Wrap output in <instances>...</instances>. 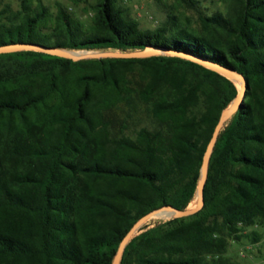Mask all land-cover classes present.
Returning <instances> with one entry per match:
<instances>
[{"label": "trees", "instance_id": "obj_1", "mask_svg": "<svg viewBox=\"0 0 264 264\" xmlns=\"http://www.w3.org/2000/svg\"><path fill=\"white\" fill-rule=\"evenodd\" d=\"M223 1L225 12L207 15L196 0H176L173 10H197V29L173 12L141 29L119 0H97L88 25L60 3L52 14L43 0L0 10V47L151 46L247 82L210 156L203 208L144 224L120 264H239L225 258L231 242L262 238L264 0ZM238 88L176 56L74 62L36 51L0 54V264H112L138 219L192 202L206 146ZM140 107L151 125L129 135Z\"/></svg>", "mask_w": 264, "mask_h": 264}, {"label": "rangeland", "instance_id": "obj_2", "mask_svg": "<svg viewBox=\"0 0 264 264\" xmlns=\"http://www.w3.org/2000/svg\"><path fill=\"white\" fill-rule=\"evenodd\" d=\"M131 17L138 21L141 29H154L166 19V14L173 12L178 18L179 22L190 29L199 28L198 13L193 8H188L186 5H181L175 10L176 0H119ZM199 2V10L207 15L215 12H225V2L223 0H196ZM97 0H43V3L48 7L49 11L54 14L56 11V4L64 5L69 12L78 17L83 23L88 25L92 16L91 7L96 4ZM5 5H9L13 10H18L20 6L19 0H0V10ZM77 51V50H70ZM113 50H95L87 52H102ZM118 113L123 111V108L118 110ZM151 120L147 116L142 107L138 108L137 113L131 115L128 121L126 130L127 134L131 135L138 128L143 126H150ZM196 205V198L188 205L192 208ZM157 218V219H156ZM170 216L159 215L150 221L149 225L165 222L170 220ZM262 234L260 242L251 244L246 240L242 242H231L230 247L225 255V258L236 261L239 264H264V226L256 229Z\"/></svg>", "mask_w": 264, "mask_h": 264}, {"label": "water", "instance_id": "obj_3", "mask_svg": "<svg viewBox=\"0 0 264 264\" xmlns=\"http://www.w3.org/2000/svg\"><path fill=\"white\" fill-rule=\"evenodd\" d=\"M19 51H36L45 53L48 55L65 58L72 60L74 62L81 61V60H89V59H104V58H116V59H143V58H149L153 56H160V55H167V56H176L180 57L182 59L194 62L196 64H199L211 71H214L218 74L223 75L227 79L231 80L232 82H240L241 86L238 88V93L235 96V98L231 101L229 106L224 109L221 112L220 118L218 120V123L216 124L212 136L206 146V149L204 151L200 172H199V179L195 191V198H196V205L192 209H188L186 207L185 209H177L174 208L171 205L163 206L161 208L155 209L148 214L144 215L140 219H138L134 225L131 227V229L128 231V233L125 235L121 243L119 244V247L117 249V252L113 258L112 264H120L121 257L123 254V251L126 247V245L131 241V239L139 234L141 232V226L145 222V220L152 214L159 212V211H168L172 213L171 219H181L186 218L189 216H192L199 212L204 205V197H203V189L204 185L207 179L208 174V165L210 156L213 152L214 146L216 144V141L218 139V136L220 134V131L223 129L225 124L231 119V117L237 112V110L240 108L245 92L247 90V82L243 75L240 73L227 69L221 65L215 64L210 61L202 60L194 56H190L184 53L179 52H173V51H167L163 50L157 47H151L147 46L142 50H136V51H102V52H87L86 54H73L72 51L66 50V49H60L55 47H48L38 44H11V45H5L0 47V54H6V53H14ZM138 231V232H137ZM137 232V233H136Z\"/></svg>", "mask_w": 264, "mask_h": 264}, {"label": "bare ground", "instance_id": "obj_4", "mask_svg": "<svg viewBox=\"0 0 264 264\" xmlns=\"http://www.w3.org/2000/svg\"><path fill=\"white\" fill-rule=\"evenodd\" d=\"M78 52H82V51H72L73 54H77V55H79V54H86V53H78ZM239 84H240V86H241V83H240V82H239ZM194 207H195V206H194ZM194 207H192V208H194ZM192 208H188V209H192ZM159 215L170 216V218H172V213H170V212H168V211H164V210H162V211H159V212H156V213L150 215V216L145 220V222L143 223V225L146 224V223H147L148 221H150L151 219H153V218H155V217H157V216H159ZM143 225H142V226H143ZM142 226H141V227H142Z\"/></svg>", "mask_w": 264, "mask_h": 264}]
</instances>
